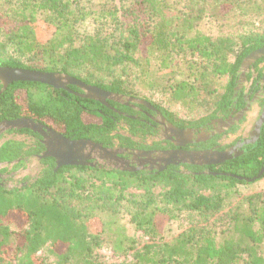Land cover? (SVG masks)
Returning a JSON list of instances; mask_svg holds the SVG:
<instances>
[{
  "label": "trees",
  "instance_id": "1",
  "mask_svg": "<svg viewBox=\"0 0 264 264\" xmlns=\"http://www.w3.org/2000/svg\"><path fill=\"white\" fill-rule=\"evenodd\" d=\"M119 2L0 0V66L66 73L143 99L142 89L160 90L191 114L206 109L186 118L146 99L181 127L199 126L233 105L244 58L264 47V26L251 30L264 16V0ZM87 17L95 33L79 35L77 26ZM235 29L242 34H232ZM180 66L192 80L172 79ZM23 117L72 140L132 142L113 134L124 118L112 108L45 83L16 81L0 93V124ZM5 134L23 138L0 143V264H103L97 250L104 235L113 237L119 254L133 251L130 260L110 264H264V191L237 193L238 184L248 183L238 176L253 178L264 167V128L256 144L207 173L190 165V173L177 166L152 173L90 165L56 169L55 158L47 156L38 175L11 187L5 174L13 178L45 145L28 128L7 130L0 138ZM15 211L26 218L20 230L7 224ZM186 214L193 217L188 226L163 240L162 216ZM130 227L151 240L138 248ZM46 247L51 262L39 254Z\"/></svg>",
  "mask_w": 264,
  "mask_h": 264
},
{
  "label": "flooded vegetation",
  "instance_id": "2",
  "mask_svg": "<svg viewBox=\"0 0 264 264\" xmlns=\"http://www.w3.org/2000/svg\"><path fill=\"white\" fill-rule=\"evenodd\" d=\"M250 54L242 62L233 105L219 113L216 118L199 126H177L148 100L108 91L123 96V100L107 99V105L102 103L124 118L119 120L117 131L113 134L127 136L132 142H121L116 138L111 146L100 144L116 151L114 160L133 167L132 170H123L131 172H161L169 166H177L180 170L190 173L192 171L185 168V165H190L207 173V168L211 165H191L183 162L164 164L159 159L162 155L179 150L187 152L230 150L233 156L236 153L242 155L247 148L257 143L264 128V55L257 57L256 54L250 57ZM109 101L114 105H109ZM125 118L138 120L141 123L133 127L124 121ZM132 128L136 130V134H132ZM43 140L42 138V142ZM41 159L37 157L39 163ZM101 165V163L96 164L99 167H107ZM159 165L164 167L159 169ZM11 176L12 174L9 175Z\"/></svg>",
  "mask_w": 264,
  "mask_h": 264
},
{
  "label": "water",
  "instance_id": "3",
  "mask_svg": "<svg viewBox=\"0 0 264 264\" xmlns=\"http://www.w3.org/2000/svg\"><path fill=\"white\" fill-rule=\"evenodd\" d=\"M256 54L257 57L264 55V47L253 51L250 54V57H254ZM0 81L3 84V89L0 93L7 89V87L13 82L32 81L45 83L57 89H67L80 97L96 100L104 104L107 103V99L123 100L122 95L108 92L95 85L87 84L69 74L61 72H46L26 68L0 66ZM70 85L77 86L82 92H74L69 88ZM23 128L31 129L43 136V143L46 146V149L37 157L39 159L47 156L54 157L57 165L56 169L64 165L96 166L97 163H101V166L115 167L122 171L134 169L131 166L128 167V164L126 163L121 164L116 162L114 160L116 151L113 149L105 148L102 144L87 139L72 140L55 129L39 123L32 118L23 117L5 121L0 124V133L6 132L10 129L20 130ZM189 134L191 135V133ZM231 158H233V153L230 150H206L203 152H187L179 150L162 155L159 159L163 161L164 164H179L183 162L199 165H217ZM163 167L164 166L162 165L158 166L159 169H162ZM212 173L217 174L215 172ZM263 174L264 167L253 178L241 176H238V178L244 179L247 182H253L260 179Z\"/></svg>",
  "mask_w": 264,
  "mask_h": 264
},
{
  "label": "rangeland",
  "instance_id": "4",
  "mask_svg": "<svg viewBox=\"0 0 264 264\" xmlns=\"http://www.w3.org/2000/svg\"><path fill=\"white\" fill-rule=\"evenodd\" d=\"M116 3L118 6L120 5L119 0H116ZM98 8V6H97ZM264 26V16L257 18V29L256 26H252L251 30H257L259 31ZM95 23L91 17H87L86 19L82 20L78 26L77 31L79 35H85V34H93L95 33ZM243 31L239 30H233L232 34L235 36H238L242 34ZM24 61V60H22ZM25 63H30V60L24 61ZM181 67V66H180ZM188 71L185 68H179L178 72L175 73L172 79L177 80H183L188 79L192 80L191 77H188ZM143 94L146 99L153 101L154 103L162 104L166 107L171 108L172 110L176 111L180 116L188 118L189 116H198L199 114L205 112V108H197L192 111V114L188 112V109L186 106L182 105L181 103H173L170 102L168 99V95L161 92L160 90H151L148 91L146 89H142L141 95ZM16 138V139H22V135H13V134H5L4 137L0 138V143L5 141L9 138ZM41 165L38 162L37 159L32 158L27 166L25 168L18 169L14 173V177L10 178L8 175L5 174L4 178L7 186H13L18 181L23 180H31L34 176L38 175L40 172ZM264 191V177L253 181L248 182L246 184H238L237 185V193L244 197L248 194L255 193V192H261ZM238 200V199H237ZM236 199H233V202L236 203ZM234 203L230 205H234ZM162 222H161V228L160 233L163 238V240H171L173 239L182 229L188 226V224L193 220L192 216H188L187 214L181 218L170 220L166 217L162 216ZM7 224L15 230H20L23 227L26 226V218L25 216L19 212L15 211L12 212L7 220ZM131 232L134 234V236L137 238V241L139 245H137L138 248H140L144 243L149 242L151 240V237L148 236L146 233H144L141 230H136L133 227H130ZM104 241L101 247L98 248V253L100 260L103 264H110L113 262H119L123 260H130L133 256V251L128 252L127 254H119L114 250L113 247V237L110 235L105 236L104 235ZM20 243H22L23 238L20 237ZM14 251V249H13ZM16 253V252H15ZM15 253L11 252L9 258L13 259L15 262ZM49 253V247L44 248L39 254L42 255L48 262L53 261V257L48 255ZM13 256V258L11 257Z\"/></svg>",
  "mask_w": 264,
  "mask_h": 264
}]
</instances>
